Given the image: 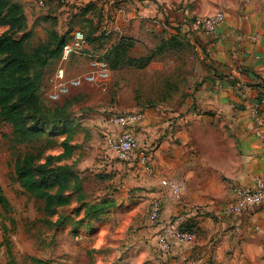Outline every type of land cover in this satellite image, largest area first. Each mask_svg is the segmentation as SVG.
<instances>
[{"label": "crops", "instance_id": "0c3cea01", "mask_svg": "<svg viewBox=\"0 0 264 264\" xmlns=\"http://www.w3.org/2000/svg\"><path fill=\"white\" fill-rule=\"evenodd\" d=\"M12 1L23 5L31 29L40 14L32 15V0ZM72 1L77 6L89 1L103 7L112 4ZM161 1L179 22L225 13L215 33L199 30L191 41L201 59V85L194 99L180 108L181 113L162 106L144 111L146 117L131 127L138 149L152 153V171L118 162L106 148V135L117 137L125 129L112 121L107 110L97 113L86 127L91 140L78 165L83 169L90 165L98 176L106 175L112 183L138 188L152 201L159 200L163 224L177 213L192 220L190 242L171 239L169 264H264V201L238 214L224 211L233 200L232 184L253 187L256 178L264 176V142L256 134L257 128L264 134V0ZM123 4L132 10L126 12ZM145 10L153 9L146 6ZM76 12V6L58 5L41 13L66 20L65 33L71 30V34ZM116 14L117 20L109 26L121 33L119 38L136 32L132 17L134 23L145 18L138 16L132 0L120 4ZM167 31L170 36L177 34V29ZM163 180L177 183L181 191L175 193Z\"/></svg>", "mask_w": 264, "mask_h": 264}, {"label": "rangeland", "instance_id": "374dc122", "mask_svg": "<svg viewBox=\"0 0 264 264\" xmlns=\"http://www.w3.org/2000/svg\"><path fill=\"white\" fill-rule=\"evenodd\" d=\"M37 1H31L32 15L35 16V12L40 14L31 28V37L26 42L28 49L48 41L55 35L54 32L65 34L66 20H57L53 15L43 17L41 12L54 10L58 5L69 9L77 6L72 0H64V3L45 0V6L39 7ZM86 3L88 2H83ZM123 5L126 12L132 10L131 5ZM96 6L103 10V26L111 31L106 38L89 46L85 50L86 54L70 59L67 69L71 75L89 69V64L85 65L90 59L88 54L106 56L110 46L121 35L109 26L117 20L116 12L120 6L111 4L108 7H93ZM134 17L130 21L136 31L131 33L135 40L132 55H154L149 66L143 69L127 67L111 70L104 89L96 84H85L73 89L66 96L78 97V101L72 105L73 121L68 123L69 127L78 131L74 153L77 160L73 161L72 158L69 161L75 162L81 171L88 200L110 196L117 202L108 212L98 213L99 217L96 219V216H89V206L81 205L77 200L78 195L75 194L71 204L57 208L58 214H47L41 209L42 202L21 187L16 175V158L29 150L32 144L42 152L38 161L43 162L48 154L61 151L59 143L65 134H50L47 131V137L51 138L52 144L45 147L43 153V139L39 143H18L14 139L12 126L0 121V184L6 198L4 205L0 203V264H37L34 258L49 264H169L166 259L169 252L162 253L157 245V235L163 222L150 218L153 201L148 195L140 192L138 188L127 189L117 182L112 183L111 178L106 175L98 176L90 165L84 169L78 165L80 156L91 140L85 129L93 122L97 113L113 107L119 111H149L161 106L168 112L179 113L181 107L194 99L193 95L201 85L200 52L191 43L199 36V30L184 28L180 35L174 37L167 30L157 27L149 18L145 17L134 23ZM95 22L97 21L78 18L74 29L87 32L89 24ZM6 29L5 25H0V34ZM22 34L18 33L17 38ZM60 57L50 59L39 68L40 93L48 105L62 102L66 98L56 102L48 97L50 78ZM107 138L108 135L103 138L106 146ZM106 148L117 159L112 150ZM59 214L62 215L63 224L54 226L52 222Z\"/></svg>", "mask_w": 264, "mask_h": 264}, {"label": "trees", "instance_id": "16d2710c", "mask_svg": "<svg viewBox=\"0 0 264 264\" xmlns=\"http://www.w3.org/2000/svg\"><path fill=\"white\" fill-rule=\"evenodd\" d=\"M58 1L64 3V0ZM122 3L124 2H112L117 6ZM95 5L97 4L94 1H89L76 6L77 12L73 18L93 21L97 18V22L89 24L87 32L83 30L88 47L106 38L107 27L103 26V12L98 6L93 7ZM0 25L7 27L0 34V121L12 126L14 139L18 143H39L43 139V153L44 148L52 144L51 138L47 137V131H50V134H65L59 143L61 151L57 154H48L43 162L38 161L42 152L32 144L29 150L18 155L15 168L21 187L33 198L41 201V209L49 215L58 214L57 208L71 204L73 196L77 194V200L81 205L89 206V216L91 218L96 216L98 219V213L108 212L114 207L115 199L108 196L88 200L81 171L73 162L77 160L74 153L78 131L69 127L68 123L73 121L72 105L78 101V97H66L68 94L64 96L66 98L62 102L58 101L64 97L56 101L58 103L48 105L40 93L39 68L46 65L50 59L61 56L62 47L70 39L71 30L64 35L54 32L55 35L48 41L28 49L26 42L31 37L28 18L23 5L12 0H0ZM181 30V27H178L174 37L180 35ZM18 33L23 34L17 38ZM134 46L135 40L131 36H122L110 46L106 56L102 54L99 56L108 62L111 70L127 67L146 68L154 60V55L133 56ZM112 109L117 110L114 107ZM110 110L107 112L111 118ZM72 158L74 160L70 162ZM0 203L3 205L6 203L1 184ZM52 223L54 226L62 225V215L59 214ZM194 226L192 220L187 217L182 228L193 234ZM34 262L49 264L39 258H34Z\"/></svg>", "mask_w": 264, "mask_h": 264}, {"label": "built area", "instance_id": "2783aa9c", "mask_svg": "<svg viewBox=\"0 0 264 264\" xmlns=\"http://www.w3.org/2000/svg\"><path fill=\"white\" fill-rule=\"evenodd\" d=\"M110 2H126L128 0H109ZM135 10L140 17H149L155 24L164 30L177 29L176 27H185L192 30H201L202 32L213 34L217 30V26L225 20V13L218 11L208 15H196L185 18L183 21L173 19L170 15L171 9L167 3L161 0H132ZM39 7L46 4L45 0H38ZM151 6L152 11L145 8ZM142 10V11H141ZM110 29L106 30V35L110 33ZM88 47L85 32L82 29H75L70 34V39L65 42L62 47L59 64L54 70L50 78V87L48 97L52 101H58L62 97L71 93L75 88H80L85 84H96L103 89L110 77L111 69L108 62L99 55H89V69L80 74H69L67 64L74 56H82ZM264 105V98L262 99ZM111 118L117 125L123 126L125 129L117 137L108 136V148L116 155L121 162L139 166L146 171H152V153L150 151H142L138 149V142L131 127L141 122L145 117L143 110H126L118 111L111 109ZM256 134L262 138L264 142V134L260 128L256 129ZM163 184L175 193L181 191L177 183L163 180ZM233 200L224 208L227 214H238L249 206L261 204L264 201V176L256 178L253 187H246L240 184H232L231 186ZM161 215V204L159 200H154L150 208V218L158 220ZM187 216L184 213L174 214L166 222H164L161 231L157 235L158 249L162 253H167L172 248L171 239L180 243H188L191 241L193 234L182 228Z\"/></svg>", "mask_w": 264, "mask_h": 264}]
</instances>
